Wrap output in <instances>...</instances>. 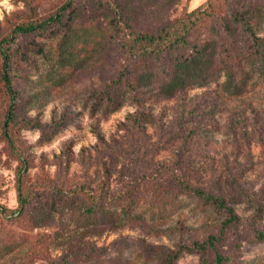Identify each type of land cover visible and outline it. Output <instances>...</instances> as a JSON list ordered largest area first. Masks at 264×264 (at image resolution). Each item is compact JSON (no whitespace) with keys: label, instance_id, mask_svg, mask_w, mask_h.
I'll return each instance as SVG.
<instances>
[{"label":"rangeland","instance_id":"obj_1","mask_svg":"<svg viewBox=\"0 0 264 264\" xmlns=\"http://www.w3.org/2000/svg\"><path fill=\"white\" fill-rule=\"evenodd\" d=\"M62 1L7 0L5 5L0 0V33L20 17L48 15ZM204 1L124 0V10L134 29H155ZM254 7L246 15L261 38V53L243 59L241 75L217 69L212 48L195 66L179 69L178 86L163 85L165 64H156L140 80V109L148 115L143 134L118 127L135 110L128 94L114 110L91 108L92 90L124 63L112 36L111 13L78 3L66 32L24 37L40 43L43 53L28 45L26 58L14 62L22 96L19 115L44 126L14 124L17 154L0 135V205L5 209L0 208V264H158L177 244L218 234L223 216L211 206L185 192L150 203L139 186L131 190L130 197L134 193L139 202L129 214L109 203L102 215L71 218L72 204L86 194L101 193L109 184L110 191L126 196L131 189L126 181L137 171L152 160L175 159L185 131L191 140L175 162L185 165L179 176L233 196L228 203L237 223L217 243L234 258L227 264H264V238L252 236L254 230L264 234V197L258 196L264 190V0ZM195 101L199 106L193 113L183 112L184 104L187 109ZM1 110L0 102V120ZM159 140L167 145L156 152L151 143ZM21 164L29 201L19 209ZM199 260V253L185 251L172 264Z\"/></svg>","mask_w":264,"mask_h":264},{"label":"trees","instance_id":"obj_2","mask_svg":"<svg viewBox=\"0 0 264 264\" xmlns=\"http://www.w3.org/2000/svg\"><path fill=\"white\" fill-rule=\"evenodd\" d=\"M258 1L260 0H205L191 10H185L179 16L166 21L158 28L143 30H136L129 23L130 19L124 10V0H63L53 12L42 18L33 16L34 13L27 17H20L19 20L10 24L6 32L0 33V102L2 107L0 135L15 153L16 145L13 137L14 131H12L15 123L24 128L41 129L44 126L37 120L31 121L22 113L19 115L22 96L16 83L14 62L22 57L26 58V52L23 49L27 50L25 47L28 45H31L28 49L43 53L40 43L32 39L27 43L24 37L34 34H54L60 30L66 32L69 28L68 22L74 16L78 3L82 6L89 5L96 11L101 10L106 14H112L110 22L115 27L112 36L118 51H121L124 58V63L121 62L120 68L90 93L89 96L93 99L91 108L102 106L109 108L108 110H114L121 104L120 96L128 94L129 100L135 104V110L119 121L118 127L126 133L131 130L130 132L136 131L143 134L146 130L144 118L148 115L140 109V80L145 75L151 74L156 64H165L167 67H164L166 71L163 85L178 86L175 83L179 77V69L195 66V62L205 54L206 50L212 48L214 50L213 64L217 69L225 71L230 77L233 74L241 75L243 59L255 58L261 53V38L246 15L248 10L255 11L254 6ZM32 10L33 8L29 9V11ZM198 106L199 102L195 101L190 108L185 109L184 104L182 109L188 114L193 113V109ZM55 126L53 124L51 127ZM194 129L196 127H192L189 132L193 133ZM186 132L178 144L180 151L173 154L175 159L169 163L163 160H152V165L147 167L148 169L137 171L130 180L126 181L131 188L126 196L122 195V190L116 193L110 191L109 184H105L107 187L103 192L88 193L85 197L75 201L70 208L71 218L87 220L102 215L109 203L120 205L125 212L127 209V214H129L131 207L137 206L139 202V197H135L134 193L130 197L131 190H135L137 186L142 188V196L150 203L172 199L178 192H185L195 197L201 204L211 206L223 216L218 234L208 233L202 239L179 243L175 248L166 252L158 264H172L185 251L199 253V264H227L234 261L232 254L222 252L217 244L222 239L225 230L237 223V214L228 203V199L233 196L213 192L181 178L182 175L179 176L184 171L185 165L184 163L177 165L178 163L175 164V162L184 144H188L191 140L187 138ZM95 134L100 140L104 139L103 135ZM105 143L106 141H103L104 145ZM151 145L157 152L167 143L162 144L159 140L152 142ZM21 167L22 164L16 171L19 209L25 207L29 201L28 191L22 186ZM240 194L235 197H240ZM258 196L263 198L264 190ZM254 204L256 210L261 209L259 202L255 201ZM0 208L5 210L1 205ZM252 236L257 240L264 238L263 232L258 230H254Z\"/></svg>","mask_w":264,"mask_h":264},{"label":"clouds","instance_id":"obj_3","mask_svg":"<svg viewBox=\"0 0 264 264\" xmlns=\"http://www.w3.org/2000/svg\"><path fill=\"white\" fill-rule=\"evenodd\" d=\"M4 3H5V5H7V0H4ZM22 6V5H21ZM0 19H2V17H0Z\"/></svg>","mask_w":264,"mask_h":264}]
</instances>
